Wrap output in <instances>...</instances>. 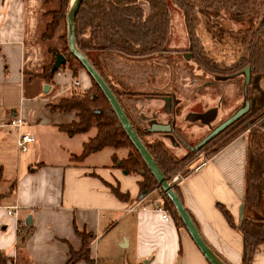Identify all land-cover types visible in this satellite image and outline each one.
I'll return each instance as SVG.
<instances>
[{
  "label": "crops",
  "instance_id": "obj_1",
  "mask_svg": "<svg viewBox=\"0 0 264 264\" xmlns=\"http://www.w3.org/2000/svg\"><path fill=\"white\" fill-rule=\"evenodd\" d=\"M48 6L44 0H0V177L11 181L14 192L5 196V202L0 199V251L9 257V264H209L186 229L176 225L169 213L166 219L154 208L162 207L159 190L141 193L140 173H128L118 166L128 148L105 147L80 161L74 159L97 131L91 128L68 135L59 126L78 121L76 111L52 110L48 104L69 96L73 89L88 88L91 77L81 70L75 86L69 72L56 73L50 87L59 88L55 97L44 91L43 78L32 76L51 60L49 39L42 37L49 21ZM160 65L138 80L143 81L138 89L112 84L126 94L123 98L128 102H140L139 125L145 129L162 125L163 129L153 130L150 136L161 137L179 156L183 147L167 140L176 127L168 121L167 98L130 96L166 87L167 78L161 71L165 65ZM18 118L21 124L12 125ZM179 120L177 116V124ZM181 125L189 127L190 135L196 131L185 121ZM27 132L35 140L22 152L16 141L20 133ZM246 140V132L229 140L196 171L191 170L195 165L191 163L177 184L201 237L226 264L241 262L242 236L220 207L239 223L244 211ZM111 186L126 196L117 197ZM15 204L21 206L16 218L5 211ZM252 264H264V244L258 246Z\"/></svg>",
  "mask_w": 264,
  "mask_h": 264
},
{
  "label": "trees",
  "instance_id": "obj_2",
  "mask_svg": "<svg viewBox=\"0 0 264 264\" xmlns=\"http://www.w3.org/2000/svg\"><path fill=\"white\" fill-rule=\"evenodd\" d=\"M70 1L44 0L49 5L46 11L49 21L42 33L44 39H50L60 22L66 21ZM171 2L182 11L192 57L203 69L207 72L227 73L249 66L251 73L248 85L251 108L231 125V128L229 127L231 130L226 141L210 152L207 151L209 143L204 144L197 150L188 151L180 158L162 140L158 138L147 140L150 132L136 125L125 107L123 101L125 93H119L109 84L99 65L91 57L92 54L99 56L116 54L126 59L140 60L166 52L170 34ZM257 5H259L257 0H82L74 21L76 45L113 90L137 135L168 180L181 164L194 158L199 152H207L206 156H210L226 142L247 131L244 211L239 223L235 224L228 210L220 207L228 223L237 228L242 236V258L239 264H252L258 246L264 244V91L258 86L261 76L264 75V20L259 22L262 11ZM226 14L234 22L248 24L245 29L234 34L242 48L238 60L232 65H219L214 58L207 60L200 51V39L197 34L198 16L206 18L205 27L208 28L209 16L219 17ZM52 51L54 56L58 52L63 55L66 53L64 55L66 62L53 72H50L49 66L41 74L42 77L49 82L61 67H67L66 70L72 80L77 78L78 71L84 67L70 53L66 42L62 50L50 49V52ZM91 81L92 84L81 92H71L69 96L48 104L52 110L76 111L78 121L59 126V129L68 135L84 133L91 128L97 131L93 138L83 144L81 154L74 159L80 161L88 154L105 147L129 148L127 157L120 160L118 166L128 173H140L138 186L141 193L145 194L157 188L162 195V208L170 214L176 225L185 228L173 203L147 168L104 93L92 78ZM132 108L135 111V108ZM114 161L117 159L114 158ZM111 189L119 198L126 196L116 187L111 186ZM174 190L181 200L179 186L175 185ZM83 239L86 243L85 235ZM76 256L74 255L72 259L74 260ZM82 256L87 258L86 253ZM0 264H9V257L2 251Z\"/></svg>",
  "mask_w": 264,
  "mask_h": 264
},
{
  "label": "rangeland",
  "instance_id": "obj_3",
  "mask_svg": "<svg viewBox=\"0 0 264 264\" xmlns=\"http://www.w3.org/2000/svg\"><path fill=\"white\" fill-rule=\"evenodd\" d=\"M257 3L259 4L257 5V8L261 9L262 11V18L259 21L261 22L264 20V0H257ZM170 4H171L170 5L171 24H170L169 42L167 43L166 46L167 47L166 52L159 55H155L150 58L140 59V60L126 59L112 54H101V56L96 54L91 55L92 59L96 61L95 63L97 65H99V68L103 72L105 79L109 82L111 86L116 82V83H120L121 84L120 86L123 89H129V88H131L132 90L138 89V87L140 88L139 85H141V82H143V81H138L139 79L142 80L145 78L147 74L153 72L152 70L155 65L158 66L160 64H164L165 70H161V71L163 72V74H165L164 77L167 78V85L163 89L170 92H175L176 96L181 97L184 101V98H187L189 100V97L190 98L192 97L191 94L192 90L194 86H196V83L193 82L196 81L198 84L205 85L206 81L209 80L207 71L203 69L192 57L190 42L188 39V32L184 24L182 11L173 2H171ZM198 17L199 19L197 25V34L200 39V46H201L200 51L202 55L207 60L210 58H214L216 63L219 65L234 64L238 60L239 54L242 50L241 46L239 45V42L235 39L234 34L238 33L240 30L245 29L246 24L248 23L245 22L244 24H241L234 22L227 16V14L221 15L219 17L209 16V27H210L209 29V27L208 28L205 27L206 18L203 16H198ZM219 30L221 31L219 32ZM65 42L67 46V25H66V21L65 22L62 21L60 22L59 26L56 28L54 35L48 40L47 44L48 46H50V49L62 50L65 46ZM51 54H52L50 57L51 60L49 61V63L44 65L43 70H40L38 73H33L32 75L33 77L43 78L41 74H43L45 69H47L49 66H52L54 62L55 56L53 54V51L51 52ZM64 55H66V53ZM107 55H112V56L108 57ZM66 68L67 67H61V69L58 72L59 73L68 72ZM150 68H152V70H149ZM81 70H85V69L82 68L78 72H80ZM243 78H244L243 74L242 72H240L234 76H230L229 80H226V82L222 84L223 89L224 91L226 90V92L229 95V98L227 103L228 106L226 105L227 106L225 108L226 110L224 111V114L221 115L222 116L220 117L221 119L222 118L224 119L225 117L230 115L238 106H240L243 103V99H244L242 92ZM44 81L47 85H49V89H48L49 95H54L56 97L58 93H60V91L59 88L56 91L55 87H53L52 90H50V87L54 86L53 78L49 82H47L45 79ZM259 86L264 91V75H262L261 77ZM82 90L83 89L77 88V89H73L72 92H81ZM61 95L63 94H59V96ZM140 97L143 98L142 96ZM123 99H124L123 100L124 104L127 103L129 105L128 111L132 115L136 125H139L137 112L134 113V111L132 110V103L130 101L128 102L125 97ZM191 100L192 99H190V101L188 102L185 101L183 103L189 106L193 101ZM133 103L135 105L137 104L138 106L140 105V102L133 101ZM199 108H201L200 105ZM202 133L194 131L191 134L192 136L187 134L186 140L188 144L193 145L197 143ZM151 137L152 135L151 136L149 135L147 137V140L151 141L155 139L154 137L152 138ZM221 143H215L213 147H207V151L208 152L212 151ZM168 148L171 150L170 147ZM206 153L207 152H203V155L199 157V159L197 160H195L196 157L195 156L194 158L185 161L183 164L180 165V167H178L176 172L173 173L172 175L176 173H179L181 175L186 174L189 170L188 168L190 164L193 162L194 164H196L195 162L200 161L201 159H203V157L206 158L207 157ZM182 155L183 154L176 156L180 158ZM10 185H11L10 180L9 181L5 180L4 176L2 178L0 177V194H1L0 199L2 203L5 202V196L9 195V192L11 193V195H14V192L11 191Z\"/></svg>",
  "mask_w": 264,
  "mask_h": 264
},
{
  "label": "flooded vegetation",
  "instance_id": "obj_4",
  "mask_svg": "<svg viewBox=\"0 0 264 264\" xmlns=\"http://www.w3.org/2000/svg\"><path fill=\"white\" fill-rule=\"evenodd\" d=\"M248 67V83L246 84V91L244 90V85H245V79H246V73H245V68ZM241 70H237L234 72H224V71H209L208 76L209 80L206 81L205 85L198 84L196 81L193 83H196V86H194L192 90V103L188 106L183 103V99L181 97L176 96L175 92H170L167 91L163 88H160L155 91H150V92H137V93H132L130 96H142L144 99L147 97H155L159 96L162 98H167V106L165 107V111L167 112L168 115V121L174 122V125L176 126L174 129H172L171 133H169V137H167L168 142L172 145L173 142L178 143V145L182 146L184 149L183 155H186L188 151L194 150L192 149L199 141H201L205 136H207L213 129H215L222 121L227 119L231 114H233L239 107H241L247 99L249 101V109L241 115L237 120H239L241 117H243L251 108V101L249 99V81H250V67L246 66ZM223 68V67H222ZM242 72L243 74V87H242V92H243V103L238 106L230 115L225 117L224 119L220 118L222 117L221 115L224 114V111L226 110L225 108L228 106V98L229 95L224 91L222 84L226 82V80H229L230 76H234L237 73ZM262 77V76H261ZM261 78L259 80L258 86L260 84ZM195 85V84H194ZM260 87V86H259ZM205 89V90H204ZM117 91V90H116ZM204 91V92H203ZM129 96V95H128ZM176 98V99H175ZM184 100H187L184 98ZM201 108H199V105ZM227 105V106H226ZM132 107L135 108V112H137V116L139 119L140 116V110L139 106L134 104L132 102ZM133 109V108H132ZM129 110V109H128ZM139 112V113H138ZM177 116H180V124L176 123ZM137 119V118H136ZM228 125L226 128H224L222 131L214 135L211 139H209L205 144L209 143L208 147H213L215 143H223L226 141V137L230 133V126L233 125L235 122ZM187 122V124L193 126V129L196 128L195 130L197 132L202 133V135L199 137V140L197 143L193 145H189L186 138L188 133L189 127H184L181 125L182 122ZM147 125V122H145ZM141 126L145 129L143 125H137ZM190 126V127H191ZM230 127V128H229ZM147 131V129H145ZM149 132V131H148ZM194 132L192 130L191 134ZM247 133V131H244ZM242 132V133H244ZM241 134V133H240ZM192 136V135H190ZM158 139L162 140L163 139L158 137ZM204 145V144H203ZM202 145V146H203ZM173 146V145H172ZM201 146V147H202ZM204 151L199 152L196 156L203 154Z\"/></svg>",
  "mask_w": 264,
  "mask_h": 264
},
{
  "label": "water",
  "instance_id": "obj_5",
  "mask_svg": "<svg viewBox=\"0 0 264 264\" xmlns=\"http://www.w3.org/2000/svg\"><path fill=\"white\" fill-rule=\"evenodd\" d=\"M82 0H71L66 11V25H67V46L71 54H73L83 65L86 72L89 76L96 82V84L100 87L105 97L109 101L111 107L113 108L115 114L127 136L141 155L143 161L145 162L149 171L153 174L155 179L157 180L159 186L164 191V193L168 196L169 200L173 203L179 217L181 218L186 231L192 238L194 244L198 248V250L202 253L204 258L207 260L209 264H226L221 258H219L211 248L206 244V242L201 237L196 225L194 224L193 219L190 214L184 207L182 201L176 194L174 190V186L168 182V179L163 175L160 168L157 166L153 157L150 155L146 146L142 142V140L137 135L134 127L129 121L126 113L124 112L120 102L118 101L116 95L113 90L110 88L108 83L104 80V78L100 75V73L96 70V68L92 65L89 59L84 55L83 52L80 51L75 41V26L74 21L78 11V8L81 4ZM66 62V58L62 53H56L54 62L51 66L50 72L55 71L58 67ZM246 79L244 90L246 91V84L248 83V67L245 69ZM49 89V85L44 86V91ZM249 109V101L245 99L243 105L239 107L233 114H231L227 119L222 121L215 129H213L207 136H205L201 141H199L192 149L197 150L203 144H205L209 139H211L214 135L222 131L228 125L237 120L241 115H243ZM162 125L156 124L154 127L147 129V131L152 132L153 130L161 129ZM163 129V128H162ZM242 214V208H241ZM30 218V217H29ZM27 224H30L31 221L26 220Z\"/></svg>",
  "mask_w": 264,
  "mask_h": 264
},
{
  "label": "built area",
  "instance_id": "obj_6",
  "mask_svg": "<svg viewBox=\"0 0 264 264\" xmlns=\"http://www.w3.org/2000/svg\"><path fill=\"white\" fill-rule=\"evenodd\" d=\"M58 74H60L58 72ZM72 83L73 85L77 86L79 85V81L77 79H73L72 80ZM11 124L12 125H17L19 126L21 124V119L18 118V119H14L11 121ZM35 138L34 136L31 134V133H20L17 137V147L20 151L22 152H25L28 150L29 148V145L34 142ZM203 154H200L199 156H202ZM206 163V158L203 157V159H201L198 163H196L193 167H192V171H196L198 168H200L202 165H204ZM187 174V173H186ZM186 174L184 175H181L179 173H176L174 175L171 176V178L168 180V182L175 186L177 185L179 182H181V180H183V178L186 176ZM137 204L131 206L128 210L129 211H132L135 209ZM20 205L18 204H15V205H12V206H6L5 207V211H6V214L10 217H15L17 216V212H18V209H20ZM155 209L159 210V211H162L163 213V217L166 218V219H170V216L169 214L161 207V206H154Z\"/></svg>",
  "mask_w": 264,
  "mask_h": 264
}]
</instances>
